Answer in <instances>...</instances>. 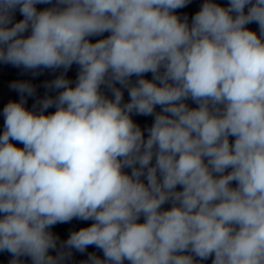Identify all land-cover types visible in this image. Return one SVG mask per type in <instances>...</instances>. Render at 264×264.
Masks as SVG:
<instances>
[{
  "label": "clouds",
  "instance_id": "1",
  "mask_svg": "<svg viewBox=\"0 0 264 264\" xmlns=\"http://www.w3.org/2000/svg\"><path fill=\"white\" fill-rule=\"evenodd\" d=\"M189 3L0 0V63L63 69L31 109L35 86L9 85L20 94L0 133L9 264H67L89 246L103 258L80 264H264V0H204L191 23L176 14ZM74 218L93 223L61 241L52 227Z\"/></svg>",
  "mask_w": 264,
  "mask_h": 264
}]
</instances>
